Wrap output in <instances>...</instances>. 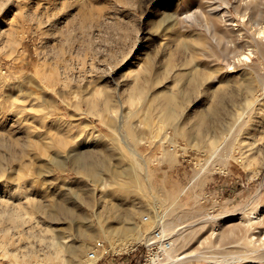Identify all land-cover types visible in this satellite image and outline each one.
<instances>
[{"label": "rangeland", "instance_id": "1", "mask_svg": "<svg viewBox=\"0 0 264 264\" xmlns=\"http://www.w3.org/2000/svg\"><path fill=\"white\" fill-rule=\"evenodd\" d=\"M248 2L0 0V264H145L164 223L180 264H264Z\"/></svg>", "mask_w": 264, "mask_h": 264}, {"label": "bare ground", "instance_id": "2", "mask_svg": "<svg viewBox=\"0 0 264 264\" xmlns=\"http://www.w3.org/2000/svg\"><path fill=\"white\" fill-rule=\"evenodd\" d=\"M2 1V0H1ZM225 1V3L227 4V7H229V6H234L235 8H236V10H237V12H240V13H242V15H243V20L245 21V20H248L249 19V17H252L251 16V10H252V4L250 3V2H248L249 0H246V1H244V2H242V3H239L241 0H224ZM250 3V4H249ZM239 4V5H238ZM241 4H243V6L241 5ZM263 5V4H262ZM219 8V7H218ZM221 9V8H220ZM225 9V8H224ZM255 10V9H254ZM253 10V11H254ZM256 10H257V8H256ZM263 10H264V8H263ZM212 11V13H215V14H217V15H219V17H221L222 19H225V20H228V19H230V14H229V12H228V10L227 9H225V11L222 13L221 11H219L218 9H217V7H216V9H213V10H211ZM253 11H252V13H253ZM221 13V14H220ZM256 13V12H255ZM261 13H263L264 14V12H261V10H259V12L257 13V16H256V18H252L251 19V21H250V23H251V27L254 29V34H252L251 33V37H252V40L254 41V43H255V45H256V47L259 49H261V54L262 55H264V21H260V15H261ZM254 17H255V15H253ZM263 17H264V15H263ZM186 18H189V19H193L194 17L193 16H191V15H187L186 16ZM250 20V19H249ZM232 22V20L230 21V23H228V24H232L231 23ZM205 29H206V31H207V33L212 37V39H213V41L215 42V43H217L219 46H222V45H224V44H227L228 43V36H226V35H224V34H221V33H219L218 31H217V29H216V26L214 25V23L213 22H211V21H207V22H205ZM234 25V24H233ZM236 25V24H235ZM235 25L234 26H232L231 25V30L234 32V34H236V38H238V41H237V43H239V42H241V40L243 39L242 37L244 36V34L243 33H236V29H238L239 27H235ZM238 26V25H237ZM230 27V26H229ZM251 28V29H252ZM230 30V29H229ZM231 32V31H230ZM249 39V38H248ZM247 39V40H248ZM251 40V39H250ZM238 45H240V43L238 44ZM255 47V46H254ZM255 47V48H256ZM252 49V48H251ZM257 50V49H256ZM225 51V53H226V51H228L227 49L226 50H224ZM251 54H253V56H254V51H252L251 52ZM260 54V53H259ZM252 56V55H251ZM251 56L248 54V53H244L241 57L239 56V60L240 59H245V60H252L251 59ZM261 56V55H260ZM238 61V60H237ZM241 61V60H240ZM55 75V74H54ZM57 75H55V77H56ZM54 77V76H53ZM57 78H58V76H57ZM52 80V79H51ZM53 80H55V79H53ZM48 85V84H47ZM234 215H230V214H225L223 217L226 219V221L227 222H231V221H233L234 220V217H233ZM234 222V221H233ZM244 222H243V218L239 221V222H237V224H235V226L233 227V228H237V227H241L242 226V224H243ZM162 226V232H163V238H168L167 236H168V234H167V232H168V230L169 229H171L172 228V223H164L163 225H161ZM232 231H233V229L232 230H230L229 232H227V233H232ZM224 235L226 236V231L224 232ZM171 237V236H170ZM172 237H174V235L172 236ZM169 240H170V242L172 243V245L170 246V248L167 250V255H168V261L167 262H160V264H180L181 262V257L179 258V257H176L177 256V254H176V249H177V246H176V242L177 241H179V240H181L182 239V237H177V238H168ZM100 247H103V246H100ZM100 247H99V249H100ZM97 251V250H96ZM228 254V253H227ZM231 254V253H230ZM264 255V254H263ZM243 260H249L250 261V264H254V263H256L255 261L253 262L252 260H255V258H250V259H247V258H242ZM227 260V259H226ZM231 260V259H230ZM230 260H227L228 262L230 261ZM233 260H231L230 262H232ZM229 262V263H230ZM157 263H159V262H157ZM183 263V262H182ZM259 263V262H258Z\"/></svg>", "mask_w": 264, "mask_h": 264}, {"label": "built area", "instance_id": "3", "mask_svg": "<svg viewBox=\"0 0 264 264\" xmlns=\"http://www.w3.org/2000/svg\"><path fill=\"white\" fill-rule=\"evenodd\" d=\"M155 239L151 240L149 242L144 243V245L147 247L148 250H154V257H146L145 258V264H149L152 262H158L159 260L164 259L167 250L170 248L172 243L168 238H163V233L159 230L155 231ZM88 257L91 260L97 259V253L96 249L90 251L88 253ZM98 260V259H97Z\"/></svg>", "mask_w": 264, "mask_h": 264}, {"label": "crops", "instance_id": "4", "mask_svg": "<svg viewBox=\"0 0 264 264\" xmlns=\"http://www.w3.org/2000/svg\"><path fill=\"white\" fill-rule=\"evenodd\" d=\"M113 254V253H112ZM112 256H114V255H112ZM112 258H114V257H112ZM117 260H118V258H117Z\"/></svg>", "mask_w": 264, "mask_h": 264}]
</instances>
